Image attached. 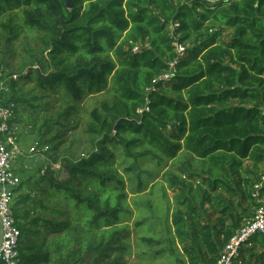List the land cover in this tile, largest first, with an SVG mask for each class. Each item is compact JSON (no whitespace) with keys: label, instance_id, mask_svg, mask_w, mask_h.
Listing matches in <instances>:
<instances>
[{"label":"trees","instance_id":"1","mask_svg":"<svg viewBox=\"0 0 264 264\" xmlns=\"http://www.w3.org/2000/svg\"><path fill=\"white\" fill-rule=\"evenodd\" d=\"M17 16L40 32L45 47L21 66L13 84L33 83L24 95L31 98L12 94L5 104L14 106L17 119L21 104L31 120L41 119L49 158L18 203L32 204L33 218L24 207L15 210L20 264H50L48 236L59 233H74L66 239L79 256L72 264H124L91 256L125 252L120 245L128 232L120 219L126 194L115 149L130 171L143 158L174 160L182 151L204 164L190 176L198 186L185 183L176 196L172 223L187 264H218L235 233L264 206L258 175L264 163V0H72L70 6L68 0H0V27H9L5 19L16 24L9 44L23 31ZM96 93L112 100L105 115L92 114L91 151L77 160L60 158L66 143L60 131L75 121L73 104ZM67 105L72 110L60 111ZM55 165L66 174H55ZM132 179L144 185L140 175ZM219 191L239 199L241 216L232 213V199L215 195ZM206 205L214 214L206 215ZM215 214L219 224L209 221ZM235 264H264V236L242 247Z\"/></svg>","mask_w":264,"mask_h":264},{"label":"rangeland","instance_id":"2","mask_svg":"<svg viewBox=\"0 0 264 264\" xmlns=\"http://www.w3.org/2000/svg\"><path fill=\"white\" fill-rule=\"evenodd\" d=\"M16 19L20 24L19 29H23V31L14 43L9 44L7 39L15 38L10 31L16 24L5 19L4 23L9 24V27H0V92L3 88H7L5 102L12 94L21 97L27 92L31 94V90L34 88L33 83L26 84V81L23 80L14 88L13 84L19 80L18 74L21 66L31 59V55L38 54L45 47L40 32L29 28L23 22L22 17L17 16ZM228 36H230V31L224 32L225 40L229 39ZM26 71L23 74H27ZM35 92L42 95L41 90ZM23 98L30 99L31 95H26ZM111 100L108 93H96L87 95L77 104L72 103L78 109L71 113V118L74 117L75 121L68 123L70 129L60 131L65 133L62 139L66 141L61 147L60 158L77 160L88 156L95 138V133L91 131V125L95 122L92 114L105 115L104 106ZM73 105L64 106L60 108V111H65L67 108L72 110ZM55 106L59 108L58 104ZM18 112L20 118H15L13 127L20 153L14 156V164L24 187L21 186L16 192L14 209L17 211L19 208H26L28 216L32 219L33 213L29 212V207L30 210L33 208L32 204L24 203V206H19L18 203L22 194L28 193L27 182L32 180L35 183L40 174H43L49 166V158L46 155L48 148L43 145V141L40 139L41 134L38 127L42 125L41 119L31 120L29 118L31 111L26 107V104H21L18 107ZM35 123H39V125ZM114 152L116 153L115 158L122 162V166L117 165V173L122 177L126 194L123 200L124 213L120 219L125 232H128L126 240L120 245L125 252L117 251L110 259L101 258L97 254L91 256L100 262L110 260L109 262L117 261L124 264H187L188 259L176 237L172 217L177 209L176 196L179 195L185 183H194L195 188L198 186V183L194 182L190 176L192 173L201 172L204 164L182 151L174 160L159 161L152 156L143 158L139 161L137 170L130 171L128 169L129 162L121 156L122 151L115 149ZM57 167L58 165H55V174L64 176L66 171ZM247 169H252L251 163H247ZM137 174L142 179L145 178L143 186L137 183V179H132ZM258 175L264 178V163L261 164ZM215 195L232 199L234 204L232 213L236 217L241 216L239 199L233 198L223 191H219ZM205 208L206 215L214 214L209 205H206ZM74 210L75 206L70 205L67 212L71 214ZM219 216L221 215L215 214L209 218V221L219 224ZM45 217H49L51 220L56 219L48 214H45ZM60 220H65V218H60ZM226 223H231V218H227ZM20 224L23 225L24 221H21ZM73 236L60 233L48 236V241L51 243L50 264H72L79 258L76 249L72 246L68 247L66 242V239L73 238ZM255 253H259V250H256Z\"/></svg>","mask_w":264,"mask_h":264},{"label":"built area","instance_id":"3","mask_svg":"<svg viewBox=\"0 0 264 264\" xmlns=\"http://www.w3.org/2000/svg\"><path fill=\"white\" fill-rule=\"evenodd\" d=\"M214 2V0H209ZM179 54L185 48L176 44ZM174 67V64H171ZM174 76L173 70L162 77L169 81ZM7 88L0 92V224L1 246L0 262L2 264H20L19 244L22 229L15 216L14 198L21 187L22 180L16 172L14 156L20 153L16 133L12 121L15 118V108L12 104H5L4 97ZM264 179V178H263ZM259 186H256L258 189ZM258 190L254 197H258ZM264 236V206L255 211L253 218L240 228L221 252L218 264H235L240 257L242 247L253 240L257 235Z\"/></svg>","mask_w":264,"mask_h":264},{"label":"water","instance_id":"4","mask_svg":"<svg viewBox=\"0 0 264 264\" xmlns=\"http://www.w3.org/2000/svg\"><path fill=\"white\" fill-rule=\"evenodd\" d=\"M71 2H72V0H68V6L71 5ZM118 125H119V124H118ZM1 241H2V239L0 238V246H1Z\"/></svg>","mask_w":264,"mask_h":264},{"label":"crops","instance_id":"5","mask_svg":"<svg viewBox=\"0 0 264 264\" xmlns=\"http://www.w3.org/2000/svg\"><path fill=\"white\" fill-rule=\"evenodd\" d=\"M27 187V185H26ZM0 238H1V224H0ZM0 264H2V262H0Z\"/></svg>","mask_w":264,"mask_h":264}]
</instances>
